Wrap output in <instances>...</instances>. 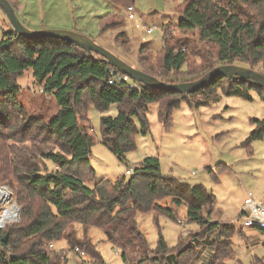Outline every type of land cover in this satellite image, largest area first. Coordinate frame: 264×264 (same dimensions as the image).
Listing matches in <instances>:
<instances>
[{"label":"trees","instance_id":"trees-1","mask_svg":"<svg viewBox=\"0 0 264 264\" xmlns=\"http://www.w3.org/2000/svg\"><path fill=\"white\" fill-rule=\"evenodd\" d=\"M108 1L125 9L134 3ZM9 2L15 8V3ZM116 16L107 13L100 18L99 34L118 26L119 22L110 20ZM120 19L123 24L124 19ZM7 26L0 34V90H5L0 99V184L11 188L20 212L16 222L0 229V249L4 248L0 250V264H67L66 251L53 248L63 239L76 254L78 248L94 264H104L87 237L91 227L103 230L106 241L120 250L124 264H150L163 261L169 253L179 255L191 249L182 248L192 244L187 242L194 237L198 238L197 249L211 232L214 237L208 264L228 257L236 229L234 223L212 221L216 205L212 193L202 185L161 175L156 157H145L129 175L124 173L114 181H95L89 165L94 138L91 127L80 122L87 121L89 104L101 112L116 104L115 117H100L101 143L122 160L135 149L136 134L149 131L146 112L152 103L158 104L159 119L168 129L172 112L182 100L197 108L216 100L218 88L246 100H251L248 90L260 95L264 90L252 82L225 77L190 94L150 88L131 79L110 85L109 71H117L101 56L93 53L92 57L77 45L59 39L25 38L8 20ZM174 26L180 33H196L203 48L200 62L194 63L187 43L178 41L170 27L163 25L161 49L154 53L141 45L135 68L168 84L195 81L213 67L226 64L252 69L260 64L258 71L264 74V0H184ZM114 39L120 47H128L125 32ZM27 69L32 70L42 92L54 98L57 109L48 118L28 113L20 101L17 78ZM253 122L245 145L263 138L264 117ZM161 200L169 205L160 204ZM181 205L186 207L187 221L196 223L199 231L180 236L172 250L159 235L156 247L150 249L138 229L137 213L155 212L176 220V208ZM75 225L83 229L82 238H77Z\"/></svg>","mask_w":264,"mask_h":264},{"label":"rangeland","instance_id":"rangeland-1","mask_svg":"<svg viewBox=\"0 0 264 264\" xmlns=\"http://www.w3.org/2000/svg\"><path fill=\"white\" fill-rule=\"evenodd\" d=\"M12 1L17 9L15 14L18 20L26 27L35 21L39 24L43 21L44 25H58L49 29L75 28L77 32L90 37L135 67L138 66L137 54L141 45L149 47L154 53L162 47V32L157 30L147 34L142 27L135 26L139 20L141 24H156L159 28L169 26L178 41L187 43L191 60L196 64L201 60L199 54L203 48L196 33H180L174 26L180 19L184 0H134L133 6L137 13L135 20L128 19L125 8L108 0ZM107 13L119 15L110 19L119 22L116 23L118 26L99 34L100 18ZM120 16L124 19L123 24ZM5 22L7 18L0 8V34L5 29ZM122 31L129 39L126 48L120 47L114 39ZM254 69L260 70V64L255 65ZM17 83L20 101L28 113L48 118L56 112L54 98L42 92V86L35 82L31 69L24 71L17 78ZM4 92L0 90V99ZM248 94L251 100L226 95L218 88L215 92L216 100L197 108L190 107L182 100L172 112L168 129L163 128L159 119L158 104H150L146 112L149 131L145 135L140 132L136 134L135 149L122 160L101 143L100 117H115L116 104H111L104 112L94 104H89L87 121H81L80 125H89L94 138L89 165L94 169L95 181L101 178L114 181L124 175L126 169L136 167L145 157H156L161 175L171 176L182 183L202 185L215 196L216 205L211 215L213 222L234 223L236 233L231 238L232 252L215 264H264V232L243 228L239 217L248 195L256 203L264 205V135L250 145L244 143L254 129L253 120L264 117V93L260 95L254 90H248ZM134 120L140 130L137 119ZM160 204L169 205L167 200H161ZM176 209V220L155 212L137 213L135 219L138 229L145 236L150 249L156 247L159 235L169 250H172L176 248L180 236L199 231L196 223L187 221L184 205ZM74 228L77 238H82L84 231L81 226L75 225ZM87 237L95 245L104 264H124L120 250L106 241L102 229L89 228ZM213 237V232L206 234L197 249L198 238L194 237L187 242L192 244L182 248L191 249L179 255L169 253L163 261L150 264H208L212 255L210 242ZM53 248L66 251L67 264H94L87 254L82 256L69 249L65 239L56 242Z\"/></svg>","mask_w":264,"mask_h":264},{"label":"water","instance_id":"water-1","mask_svg":"<svg viewBox=\"0 0 264 264\" xmlns=\"http://www.w3.org/2000/svg\"><path fill=\"white\" fill-rule=\"evenodd\" d=\"M0 8L4 12L13 30L17 34L30 39L53 38L66 41L68 43H73L89 53L92 57L93 53L101 56L108 65L115 68L117 72L126 75L132 81L141 83L144 86L150 88L168 92H175L179 94H190L198 91L205 86H208L219 77H225L230 80L249 81L264 90V74H262L258 70L238 64L215 66L195 81L175 84L164 83L161 80H158L157 78L135 68L134 66H132L113 52L109 51L105 47L96 43L86 35H83L74 30L49 28L32 30L23 25L18 20L15 14V9L13 8L9 0H0ZM5 240L6 235L3 237V242Z\"/></svg>","mask_w":264,"mask_h":264},{"label":"built area","instance_id":"built-area-1","mask_svg":"<svg viewBox=\"0 0 264 264\" xmlns=\"http://www.w3.org/2000/svg\"><path fill=\"white\" fill-rule=\"evenodd\" d=\"M128 19L135 20L137 13L135 7L130 5L126 8ZM138 27H142L147 34H151L154 31H161L162 28H159L156 24H141L140 20L137 21L136 25ZM108 84L114 85L117 82H125L130 79L119 72H115L114 70L109 71ZM134 88L137 86L131 85ZM131 169H126L125 174L129 175ZM20 206L16 202L11 188L6 184H0V229H3L7 224L16 222L19 219ZM11 214L13 216L11 217ZM242 227L243 228H256L258 230L264 231V206L256 203L251 198H247L243 204L242 210ZM178 223H181L178 220ZM49 247H52V244H49ZM76 252H79L80 255H85L84 252L75 248Z\"/></svg>","mask_w":264,"mask_h":264},{"label":"crops","instance_id":"crops-1","mask_svg":"<svg viewBox=\"0 0 264 264\" xmlns=\"http://www.w3.org/2000/svg\"><path fill=\"white\" fill-rule=\"evenodd\" d=\"M15 9V11L17 10L16 8H14ZM4 28L5 29H7V22H5V24H4ZM52 26H58V25H44V23H43V21H41L40 22V24H39V22L38 21H35V23H33V24H30V25H28L27 27L29 28V29H32V30H38V29H42V28H49V27H52ZM71 30H74V31H76V29L75 28H72ZM161 32V31H160ZM250 195H248L245 199H244V201L247 199V198H250L249 197ZM253 200V199H252ZM260 205H262V204H260ZM264 206V205H263ZM256 229V228H255ZM246 230V229H245ZM256 230H258V229H256ZM258 231H260V232H264V231H261V230H258Z\"/></svg>","mask_w":264,"mask_h":264},{"label":"bare ground","instance_id":"bare-ground-1","mask_svg":"<svg viewBox=\"0 0 264 264\" xmlns=\"http://www.w3.org/2000/svg\"><path fill=\"white\" fill-rule=\"evenodd\" d=\"M13 216V214H11V217Z\"/></svg>","mask_w":264,"mask_h":264}]
</instances>
